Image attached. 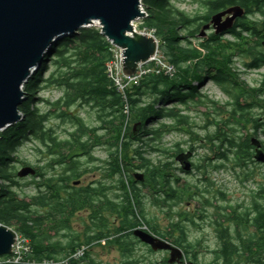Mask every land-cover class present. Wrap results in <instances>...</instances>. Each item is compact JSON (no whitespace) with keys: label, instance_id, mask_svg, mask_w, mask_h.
I'll return each instance as SVG.
<instances>
[{"label":"trees","instance_id":"16d2710c","mask_svg":"<svg viewBox=\"0 0 264 264\" xmlns=\"http://www.w3.org/2000/svg\"><path fill=\"white\" fill-rule=\"evenodd\" d=\"M178 1L184 0L142 1L146 16L138 26L139 30L152 32L158 41L159 52L176 70L172 77L148 74L128 88L126 99H123L106 73V64L112 58L111 46L100 30L91 27L59 40L48 50L46 61L39 70L23 85L26 100L19 108L22 121L0 132V180L4 182L0 186V225L28 241L30 261L38 264H94L89 249L93 245L106 244L117 248L127 259L121 264H133L135 262L128 259L134 246L141 243L132 233L143 223L146 233L182 251L180 264H190V259L193 264L197 263L196 249L200 242L190 241L186 227L180 221L171 222L165 231L160 232L156 224L147 219L141 205V188L131 181L129 171L144 172L145 180L150 184L147 194L152 196L154 205L158 203L161 208L167 206L172 213L174 205L187 199L186 190L175 188L172 183V162L167 160L155 164L146 155L168 153L157 148L165 135L174 131L185 135L192 132L185 111L188 112L194 103H204L202 100L206 97L200 94L199 88L205 82L214 83L230 97L223 108L228 111L227 115L221 121L225 161L232 162L236 154L243 156L246 153L249 139L239 143L235 133L236 112L239 110L241 114L238 124L247 125L250 117L244 107L239 108L237 102L232 101L235 94L234 71L231 55L227 53L233 49V43H223L217 35L207 38H198V35L213 15L231 7L249 11L250 6L256 8L264 0H199L204 9L193 15L179 10L174 5ZM47 89H58L63 94L52 103L35 97ZM40 103H47L46 112H41ZM75 105L95 110L96 119L102 125L90 128L81 119L71 117L67 111ZM51 117L71 121L74 130L68 133L67 138L58 139L46 127ZM126 121L127 128L122 134ZM134 127L136 131L132 133ZM99 130H106L107 139H111L108 158L104 161V175L116 178V186L73 187L75 181L99 169H81L77 160L87 156L90 161H97L90 154L105 139L97 134ZM31 139L45 148L50 160L43 166L23 164V167L28 166L35 171L31 185L35 186L36 194L20 197L17 191L24 186L21 179L16 180L17 173H10V168L11 163L17 162L14 155L18 148ZM175 149V152L183 151L179 145H175ZM169 157L172 159L173 154ZM57 166L63 167L62 173L46 177L47 171H53ZM111 189L119 192L115 196L120 199L119 202L107 198L106 192ZM158 195L161 200L155 197ZM86 210L90 213L89 224L82 233L81 241L74 233L70 243L62 245L55 240L60 232L71 233V219ZM106 212L118 221L109 224L104 215ZM179 216H184V222L197 226L193 215L183 213ZM222 216L224 223L233 220L232 215ZM247 216L241 214L239 217L237 223L241 231H236L235 235L222 224L221 217L213 223L218 239L217 249L212 251L216 261L222 264H264V243L254 245L252 242L253 237L247 231L251 225ZM256 228L262 229L264 234V213H258ZM242 230L247 235L245 239ZM81 247L88 249L82 257L69 259ZM148 250L151 251L150 248Z\"/></svg>","mask_w":264,"mask_h":264},{"label":"water","instance_id":"95a60500","mask_svg":"<svg viewBox=\"0 0 264 264\" xmlns=\"http://www.w3.org/2000/svg\"><path fill=\"white\" fill-rule=\"evenodd\" d=\"M142 1L0 0V132L22 121L19 108L26 100L23 85L46 61L48 50L82 29L98 26L100 34L123 51V74L133 76L137 65L147 62L158 48L153 37L134 31V23L145 17ZM241 14L242 9L231 7L213 15L198 38H204L210 27L216 35L226 31ZM176 161L183 171L189 170L188 155L180 154ZM34 175L33 168L26 166L16 176L24 179ZM134 178L143 181L140 173ZM132 234L153 252H169L168 264L180 262L183 257L180 249L151 234L137 230ZM15 237L14 231L0 225V258L11 254Z\"/></svg>","mask_w":264,"mask_h":264},{"label":"rangeland","instance_id":"374dc122","mask_svg":"<svg viewBox=\"0 0 264 264\" xmlns=\"http://www.w3.org/2000/svg\"><path fill=\"white\" fill-rule=\"evenodd\" d=\"M199 0H184V1H178L174 2V5L181 11H184L185 13L189 15H193L195 13H201L203 11V6L200 5ZM141 21V20H140ZM140 21L136 22L137 24V30H139L138 26L140 24ZM141 32V31H140ZM228 38H226L227 40ZM229 40V39H228ZM196 42H194L195 44ZM234 68V67H232ZM200 94L206 97L203 104H190V110L186 114L189 116V122L190 126L193 129V132H195L198 137L202 140L205 135L204 131H201L200 128L205 127L206 123L214 122V121H222L223 117L227 115V110L225 108L223 115L221 113L222 109L225 107V104L229 101V97L226 93L223 92L222 89H220L218 86H216L212 82H205L203 86L199 88ZM63 92L58 89H47L40 91L35 97L41 100H45L47 102H54L57 99H59L62 96ZM145 100H149V98L145 97ZM41 112H46L48 110L47 103H40L38 105ZM52 111V108L50 109ZM68 114L71 117H77L82 120V122L90 127V128H98L102 123H100L96 119L95 110H92L89 107H79L77 105L73 106L70 110L67 111ZM46 127L51 129L53 132V136L57 137L58 139H65L68 136V133L74 130V126L69 120H62L58 118L51 117L49 121L46 124ZM209 134L213 133L214 130L210 127H208ZM98 135L104 137L100 143L99 146L95 147L91 151V157L93 160L97 161H90L89 157L87 156H81L77 160L79 161L80 165L82 166L81 169L84 168H93L98 167L99 169L97 171H93L90 173H87L85 176H83L81 179H79L80 186L83 187L85 185H89L94 182H96V185L98 187L99 184H103L106 186H116V178L111 179L104 175V169H106V164L104 161L107 160L108 154L110 151L109 142H111V139H107L106 130H99L97 132ZM187 139L188 137L180 132V131H174L164 136L161 143L157 146L160 150H167L168 153L164 154L162 152L159 153H150L146 155V158H149L153 163H157L159 161H167L172 162L173 164V158L170 159L169 156L174 157L175 152V145H179L180 149L185 151V148L187 147ZM199 145L207 147V144H203L202 142L198 143ZM209 152L207 149H199L197 151V156L195 158V161L198 162L202 156L208 155ZM14 157L16 158V161L11 163L10 173L15 174L20 171L21 168H23V164L29 165V166H43L47 162H49L50 157L46 155L45 148L34 139H31L28 142H25L21 145V147L18 148L16 151ZM209 157V155H208ZM226 169L223 172H212L207 166V175L208 179L211 180L214 183V186L217 185L219 188H223V192L226 195V198L228 200V204H236L239 201L243 202L242 199V190L239 189L235 177L233 176V172L228 166L226 162ZM228 168V169H227ZM63 171V167L57 166L54 168L53 171H47L46 177L51 176H58ZM136 173H141V171L137 170H130L129 176L131 179H133V175ZM171 174L173 176H176L180 181L184 182L187 181L188 183L195 184L197 182V178L201 176V174L194 175L193 178H187L183 175H181L178 171H175V169L172 167ZM16 180H20L18 177H16ZM36 180V179H35ZM31 181H33L32 177H27L24 179H21L20 182L23 184L24 187L20 188L17 192L20 194V197L24 196H34L36 194V189L34 185H31ZM132 181V180H131ZM100 182V183H99ZM182 183L180 182V185ZM4 185V182L0 180V186ZM179 185V186H180ZM141 188L142 191V199H141V205L142 208L146 214L147 219L152 220L154 224H156L157 229L160 232L165 231L168 228V225L171 222L180 221L182 222L186 227L187 235L190 239V241H199L200 245L196 249L197 253V263L196 264H220V261H216L214 254L212 253L213 250L217 249L218 242L216 239L215 231L212 228V226L209 224V219L195 220L198 224L199 228H195L191 224L184 222L183 217H180L179 215L183 213H187L188 215L194 214L196 212V209L200 207L199 201L201 202V198L198 197H192L187 198L186 200H183L181 203H177L171 208V212L168 211V207L161 208L154 206L153 198L151 195L147 194V190ZM201 188V185H200ZM119 192L115 189H111L106 192L107 198L112 201L119 202L120 199H116L115 196H117ZM158 198V200H161V197L155 196ZM211 200V196L208 197ZM216 201H213V204L215 205ZM172 204V203H171ZM89 211H82L77 213L72 219H71V233L66 232H60V234L55 238V240L59 241L62 245L66 243H70L72 239L74 238V235L72 233L79 236L80 241L82 238V233L85 231V227L89 224L88 216ZM214 214V210L211 208L207 209V215L212 216ZM104 215L107 217V221H109V224L113 221H118V219L115 216H112L108 212L104 213ZM67 235V237H63ZM90 256L92 260L94 261V264H121L123 261H127V259L122 257L121 252L112 246L108 245H93L90 249ZM129 261L135 262L133 264H168L169 260V253L166 252H153L149 251L146 246L143 244H137L133 248L132 256L128 259ZM189 261V260H188ZM192 260L190 259V262ZM80 264H87L86 262H82ZM243 264V263H240Z\"/></svg>","mask_w":264,"mask_h":264},{"label":"flooded vegetation","instance_id":"af4514ba","mask_svg":"<svg viewBox=\"0 0 264 264\" xmlns=\"http://www.w3.org/2000/svg\"><path fill=\"white\" fill-rule=\"evenodd\" d=\"M224 19L225 17L223 21ZM211 35L216 36L212 27L206 31L205 37L207 38ZM217 37L223 43H233V49L227 53L229 56L231 55V65L234 67L235 94L232 97V101L237 102L239 108L244 107V111L250 117V122L247 125H244V123L238 124L237 120H239L241 114L239 110L236 112V137L239 139V143L248 138L249 148L243 156L238 153L234 156L232 162H227L239 189L242 190V199L244 201H239L235 205L228 204L223 188H219L217 185L214 186V183L208 179L207 166L215 173L225 171L227 166L221 145L223 140V125L220 120L214 122L208 121L205 127L200 128L205 133L202 140L193 132L191 127L190 130L192 132L186 134L188 139L185 151L175 152L174 154L172 167L175 171L190 179L200 173L201 176L197 178V182L195 184L188 183L187 181L182 182L176 176H173L172 183L175 188H184L187 198L195 196L201 198V202L199 201L200 207L192 214L195 220L200 219L204 221L205 219H209V224L213 226V223L221 215H232V221L224 223L225 218L223 216L220 219L222 224L224 223L229 228L230 233L232 232V235H235L236 231H241L237 223L239 222V217L241 214H248V223L252 226L249 225L247 231L253 237L252 242H254V245H257V243L262 244L264 243V239H262L264 234L262 233V229L258 230L256 228V219L259 212L261 214L264 213V1L256 8L250 6L249 11L242 9V14L232 21L230 28L218 34ZM226 38L229 40H226ZM221 109L223 115L224 109ZM208 127H211L214 132L209 134ZM199 142L207 144V147L199 145ZM202 148L208 150L209 157L208 155L202 156L196 162L197 151ZM180 154L188 155V171H183L180 164L176 161V158ZM142 174L144 176L143 171ZM134 176L131 180L135 182V186L142 187L146 185V190L149 192L150 184L145 180V176L142 182L136 181ZM80 182L79 180L75 181L73 187L80 188ZM180 182L182 183L181 185ZM87 186L97 187L96 182H91V184L85 185L82 188ZM157 188H159V185ZM157 190L159 191V189ZM209 196L212 197L211 200L208 198ZM213 201H216L215 205ZM154 206L159 207V204L157 203ZM208 208L214 210L212 216L207 215ZM195 228H199L198 224ZM242 234L244 235L243 239H245L247 235L243 230ZM262 261L264 262V259ZM180 263L177 262L175 264ZM190 264H193L192 261Z\"/></svg>","mask_w":264,"mask_h":264},{"label":"built area","instance_id":"2783aa9c","mask_svg":"<svg viewBox=\"0 0 264 264\" xmlns=\"http://www.w3.org/2000/svg\"><path fill=\"white\" fill-rule=\"evenodd\" d=\"M141 10L143 11L142 5H141ZM136 26L137 24L134 23L133 27L136 33L153 37L156 40L152 32L145 30H140L141 31L140 32L137 30ZM93 27L100 30L98 26H93ZM110 46H111L112 58L106 64V73L108 79L112 82V85L117 90V92L122 95L123 99H126L125 93L127 89L130 88L132 85L139 83V81L148 74H155V75L164 74L165 76L172 77L176 72L174 67L171 66L161 55V53L159 52V48H157L156 53L153 57H151L147 62L140 63L137 65L136 72L133 76H129V77L125 76L123 74V66L121 64V60L124 59V57H122L123 51L113 47L111 44ZM157 46H158V41H157ZM125 113H127V111H125ZM127 124L128 121H126L124 124V127L122 129L123 131L122 134L125 133ZM136 230L143 232L147 231L143 223H141L136 228ZM87 250L88 249L86 247H81L74 254H72L69 259L78 260ZM29 255H30V248L28 241L22 236L16 234L14 244L11 248V254L9 256L1 257L0 264H38L34 261H30L28 259ZM52 263L53 262H47L42 264H52Z\"/></svg>","mask_w":264,"mask_h":264}]
</instances>
